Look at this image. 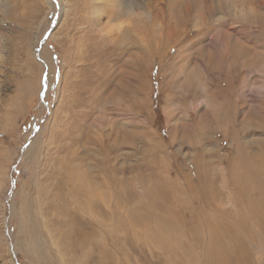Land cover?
<instances>
[{
  "label": "rangeland",
  "instance_id": "obj_1",
  "mask_svg": "<svg viewBox=\"0 0 264 264\" xmlns=\"http://www.w3.org/2000/svg\"><path fill=\"white\" fill-rule=\"evenodd\" d=\"M232 1L0 0V264H264V1Z\"/></svg>",
  "mask_w": 264,
  "mask_h": 264
},
{
  "label": "bare ground",
  "instance_id": "obj_2",
  "mask_svg": "<svg viewBox=\"0 0 264 264\" xmlns=\"http://www.w3.org/2000/svg\"><path fill=\"white\" fill-rule=\"evenodd\" d=\"M219 0H169V4L170 6L172 5H175L177 6V9H179V16H180V19L183 18V16L186 18L187 16H189L190 14H193L195 19H200L201 21L206 17V16H209L211 13H213V5L218 2ZM229 4H226V5H229V10L230 8H232L233 10H231V13H237V10H236V6L234 5L233 1L232 0H229ZM261 1H264V0H261ZM122 2V1H121ZM259 2V1H258ZM108 3V2H107ZM228 3V2H227ZM262 3V2H261ZM118 3H116L117 5ZM127 4L129 3H120L118 4V6H120V9L121 10H125V9H128L127 8L128 6H126ZM173 6V7H175ZM215 6V5H214ZM114 7V6H113ZM227 7V8H228ZM118 9V8H116ZM216 9V8H215ZM220 9V8H219ZM115 10V9H114ZM251 11H253V9H251ZM215 12V11H214ZM107 13V17L108 18H113L111 17L110 15L112 16H115L114 14L112 13H109V12H106ZM253 13V12H252ZM119 14V13H118ZM238 14V13H237ZM103 15V14H101ZM236 16V15H235ZM119 17V16H118ZM116 18V16H115ZM114 19V18H113ZM112 19V20H113ZM125 20V19H124ZM128 24H126V27H127ZM127 29V28H126ZM117 30L121 33L122 36H124L127 32V30L125 29H120V28H117ZM110 36V35H109ZM124 38V37H122ZM125 39V38H124ZM70 152V151H69ZM70 167V166H68ZM71 171V173H68L67 175V185L68 186H71V196L72 197H76L81 193H84V196H86L87 200L83 203V204H79L76 199H75V202H76V207H77V210L81 211V207L82 206H85L86 208H89L90 207V204L92 203V196H93V191L91 190L90 188V185L87 184L86 186H81V182L79 180V178H76V174L77 172L75 171V168H70L68 169ZM83 195V194H82ZM82 197V196H81ZM81 201V200H80ZM74 203V202H73ZM75 204V203H74ZM58 208V207H57ZM58 211V210H57ZM65 224V222H64ZM249 238L245 239L247 242H249L250 240H252L253 238H250L251 236H247ZM252 243V242H251ZM254 248V246H253ZM252 248V249H253ZM255 252L257 254V251L256 249H254ZM246 252V250H245Z\"/></svg>",
  "mask_w": 264,
  "mask_h": 264
}]
</instances>
